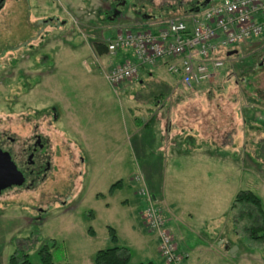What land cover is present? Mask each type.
Instances as JSON below:
<instances>
[{
    "label": "rangeland",
    "instance_id": "obj_1",
    "mask_svg": "<svg viewBox=\"0 0 264 264\" xmlns=\"http://www.w3.org/2000/svg\"><path fill=\"white\" fill-rule=\"evenodd\" d=\"M101 1L38 0L37 7L34 0H7L0 11V141L7 144V137L14 136L20 144L34 131L42 133L56 167L32 191L15 187L1 193L0 264L22 252L37 264L44 245L51 246L53 264H94L98 250L113 246L128 250L129 264H164L156 254V235L142 223L137 186H127L136 161L116 149L124 142L126 105L133 103L122 87L132 81L109 84L104 73L116 57L99 58L88 45L101 40L102 31L108 37L116 28H157L170 19L189 20L195 11L155 18L135 15L137 21L128 13L130 21L122 17L103 23L95 14ZM130 1L143 4L144 13L164 4ZM57 17V28L34 26L36 20ZM137 22L150 24L136 28ZM223 60L215 76L196 88L154 81L133 88L142 91L143 101L161 99L167 105L164 118L174 106V121L197 124L208 146L217 142L224 154L218 175L201 171L192 180L169 170L165 176L166 196L180 230L193 247L196 243L209 249L202 256L194 252L192 264H264V227L252 231L257 227L253 207L234 201L239 193L251 191L264 210V38L237 47ZM156 68L173 79L163 64ZM50 107H55L56 120ZM117 181L121 186L110 190ZM157 203L166 221V211ZM167 228L174 238L178 235L175 227ZM238 248L246 252L244 262Z\"/></svg>",
    "mask_w": 264,
    "mask_h": 264
},
{
    "label": "built area",
    "instance_id": "obj_2",
    "mask_svg": "<svg viewBox=\"0 0 264 264\" xmlns=\"http://www.w3.org/2000/svg\"><path fill=\"white\" fill-rule=\"evenodd\" d=\"M187 18L167 20L153 30L116 28L102 41L106 54L113 58L124 52L126 57L110 61L104 73L108 83L117 86L130 81L141 67L158 63L184 87L195 88L208 82L224 64L222 53L264 35V0H213ZM133 181L142 184L137 189L145 201L142 223L156 235L164 263L183 264L187 254L179 253L158 200L140 173Z\"/></svg>",
    "mask_w": 264,
    "mask_h": 264
},
{
    "label": "crops",
    "instance_id": "obj_3",
    "mask_svg": "<svg viewBox=\"0 0 264 264\" xmlns=\"http://www.w3.org/2000/svg\"><path fill=\"white\" fill-rule=\"evenodd\" d=\"M100 34L102 36L100 39H104L105 33L102 31ZM88 47H91L90 50L92 49L91 51L95 54L92 42ZM99 58H101V56H99ZM160 64L161 63L155 66L141 67L137 77L130 80L132 83L123 85L122 92L132 98L131 101L133 103L126 105L127 108L125 111L128 113V121L125 126L124 142L122 146L116 147V149H118L119 152L123 150L126 159L136 161L133 165L135 171L131 174L127 186L133 188L134 185H136V194L139 196L137 189L142 184L140 182H134L133 176L140 173L145 178L146 181L144 180V183L153 191L154 195L162 203L163 209L166 211L167 226L170 227L171 225L178 229V235L175 237L178 250L180 252H185L187 257L189 255V258H186L183 264H192L194 252L199 251L202 256L206 255L209 249H204L202 245L196 243L195 247H193L194 244L190 245L192 243H190L191 240L189 236L187 234V237L184 236L183 232L180 230L179 217L171 210L174 209V205L169 203V198L166 196L165 176H167L169 170V173L172 172L175 176L185 173L184 175L190 176L192 180L199 172L201 173V171L204 176L211 171L215 173V175H218V161L224 159V154L222 149L217 146V142H215V146H213V144H211L210 147L208 146L206 142L207 138L203 136L197 124L193 126L190 122L179 124L178 121H174V106L168 107L169 109L167 111L169 114L164 118L161 113L164 112V108H166L167 105L159 103L161 99L152 98V100L143 101L141 100L143 94H140L142 91L140 89H135L136 91H134V86L139 85L144 88V85L149 81H154L157 85L160 83L166 85L177 83L174 77H171L173 79H169L160 73L158 70L159 68H156V66H160ZM175 92L181 91L173 90L172 94H175ZM129 97L128 99H130ZM153 99L158 102H154ZM75 131L77 133L80 132L76 128ZM101 131L105 134L102 128L100 132ZM110 133L111 138L112 132ZM219 143L222 145V141ZM121 184L120 182L118 187L121 186ZM140 199L141 208L143 209L145 201L142 197H140ZM190 201H192V199ZM125 203H129L128 199H125ZM183 214H186V211L180 213L182 216ZM187 214L191 216L189 211H187ZM238 250L240 251V259L244 262L246 259L244 257L246 252L241 251L239 248ZM156 254L160 256L158 245H156ZM195 259L198 260L199 257L195 256ZM149 262L152 264L163 263L156 262L155 260H149Z\"/></svg>",
    "mask_w": 264,
    "mask_h": 264
},
{
    "label": "flooded vegetation",
    "instance_id": "obj_4",
    "mask_svg": "<svg viewBox=\"0 0 264 264\" xmlns=\"http://www.w3.org/2000/svg\"><path fill=\"white\" fill-rule=\"evenodd\" d=\"M7 0H0V11L3 9ZM36 6L38 7V0H34ZM151 1V0H148ZM213 0H164V4L160 5L159 8L154 7L151 9L152 13H144L142 11L143 4L139 2L130 0H102L99 4L98 11H96V16L99 22L116 23L119 22L122 17L127 21L128 13L131 15L147 16V14L153 18L158 15L170 14L175 12H198L204 7L209 5ZM38 9V8H37ZM158 9V10H157ZM194 12V13H195ZM59 14V9L58 13ZM136 19H131L132 21H137ZM34 26H44L51 25L52 27H59V18H48L39 19L34 21ZM41 23V24H40ZM137 22L135 25L147 26L150 23ZM52 111V119H57V114L55 113V107H50ZM16 137H7L8 143L6 144L3 140L0 141V147L2 150L9 152L11 159L16 164L17 169L21 171L25 178V182L20 186H11L10 188H20L24 187L27 190H34L39 183L43 182L52 170L56 167L52 162V152L50 151V142L46 136L42 133L34 131L26 139H24L20 144L17 143ZM61 156V147L59 145V158ZM61 164L59 162V175L61 173ZM4 189L2 192H4ZM0 193V195H1Z\"/></svg>",
    "mask_w": 264,
    "mask_h": 264
},
{
    "label": "trees",
    "instance_id": "obj_5",
    "mask_svg": "<svg viewBox=\"0 0 264 264\" xmlns=\"http://www.w3.org/2000/svg\"><path fill=\"white\" fill-rule=\"evenodd\" d=\"M162 25L163 24H161V26ZM151 29L153 30L156 28L152 27ZM260 38H264V35H262L258 39ZM251 43L252 41H248L242 46H248ZM92 47L96 55L103 56L107 53L106 47L101 40H93ZM235 51H237V47L231 48L230 50L222 53V55H224L225 57H228L231 53ZM115 57H116V61H120L126 57V54L124 52H118ZM119 184H120V181L115 182L114 184L111 185L110 190H113ZM234 201L245 203L253 207V210L256 214L255 215L256 217L255 225L257 227H255V229H253L252 231L254 230L257 231L264 227V210L262 207L261 199L256 194H254L251 191L241 192L235 197ZM259 222L261 223V226L258 225ZM109 234H110L111 240L115 243L116 235L114 233L113 228H109ZM256 237H259V236H256ZM50 247L51 246L49 245H44L42 248H40L37 254L39 257V263L37 264H53V257H52ZM129 259H130V255L126 248L119 247V246H113V247H109L106 249L98 250L94 255L93 262L94 264H129ZM8 264H36V263H33L30 261L29 254H27L26 252H22V253H18V254L16 253V254L10 255L8 258ZM139 264H152V263L151 262H148V263L141 262Z\"/></svg>",
    "mask_w": 264,
    "mask_h": 264
},
{
    "label": "water",
    "instance_id": "obj_6",
    "mask_svg": "<svg viewBox=\"0 0 264 264\" xmlns=\"http://www.w3.org/2000/svg\"><path fill=\"white\" fill-rule=\"evenodd\" d=\"M25 182L21 171L17 169L16 164L11 159L9 152L2 150L0 147V193L11 186H20ZM237 248L230 250V253Z\"/></svg>",
    "mask_w": 264,
    "mask_h": 264
}]
</instances>
